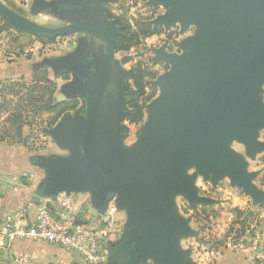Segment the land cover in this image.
Returning a JSON list of instances; mask_svg holds the SVG:
<instances>
[{
	"label": "water",
	"instance_id": "obj_1",
	"mask_svg": "<svg viewBox=\"0 0 264 264\" xmlns=\"http://www.w3.org/2000/svg\"><path fill=\"white\" fill-rule=\"evenodd\" d=\"M88 1L98 4L94 9L99 16L85 17L92 6H78L81 0H57L62 4L59 14L69 22L55 27L38 24L0 3V19L8 29L48 39L87 33L101 37L105 45L92 71L78 54L41 63L57 74L70 72L74 77L57 100L77 94L85 97L84 115L66 114L48 131L74 155L69 161L38 157L37 164L47 174L41 194L89 191L101 211L108 198L115 197L116 206L128 214V228L118 248L131 250L133 264L147 259L155 264H197L189 256L190 249L179 246L180 238L197 232L189 219L177 213L173 199L179 194L192 206L212 203L199 195L197 173L213 187L227 177L253 202L264 203V192L254 183L258 172L248 171L243 155L230 146L234 138L251 159L264 150V142L258 139L264 129L259 87L264 80V0H149L150 5L170 6L151 21L153 27L179 23L183 31L196 23L197 30L180 43L186 50L182 55L156 50V58L171 69L158 78L161 96L147 105L146 121L127 147L121 143L126 128L119 118L127 114L120 108L124 105L119 103L121 92L117 90V98L112 92L108 104L104 101L113 69L129 57L115 58L118 26L105 15L103 1ZM128 75L117 74L116 80ZM191 166L196 173L187 174ZM38 202L39 196H32L31 203Z\"/></svg>",
	"mask_w": 264,
	"mask_h": 264
},
{
	"label": "crops",
	"instance_id": "obj_2",
	"mask_svg": "<svg viewBox=\"0 0 264 264\" xmlns=\"http://www.w3.org/2000/svg\"><path fill=\"white\" fill-rule=\"evenodd\" d=\"M97 2L100 3L101 1L97 0ZM0 3L38 24L55 27V25H49L41 21V19L53 16L57 0H0ZM78 6H92L89 14L95 11L99 12V10L94 9L98 4L94 6L88 0H86V3ZM107 13H105L106 16H108ZM89 14L85 17H93ZM0 28V32L12 30L16 36L26 35L16 32L14 29H8L1 19ZM73 35H80V40L84 36L83 39H88L89 41L92 37H95L97 41L104 43L103 39L96 35L87 33H73ZM74 40L75 38H71L69 41ZM80 46L77 49L76 45L70 46L72 50L70 53L64 51L67 48L64 46L60 50H56L58 53L42 58L23 56L20 53L14 54L10 50L5 52L3 47L0 48V104L3 102L2 94L7 84L21 81L28 85L32 82L35 71L44 70L46 71L47 78L53 84V103L73 105L71 109L63 112L52 127L66 114L72 117L75 115H84V96L77 94L74 96H64L62 100L56 99V96L61 93L62 88L73 82L74 77L72 73L57 74L51 67L41 65L47 58L78 54L83 61L89 64L90 71H92L93 64L97 60L92 56L90 57L91 52L88 51L89 49L87 50V46ZM85 48L86 50H84ZM11 97L12 99L15 98L13 95H7L6 99L11 100ZM9 108L11 107L7 105L5 111L2 113L4 115L1 114L0 116V264H93L88 263L73 251L38 237L7 239L4 235L3 224L8 217H13L16 213H22L24 218L22 223L30 225L35 220L36 210L40 204L46 203L51 209L56 210L61 206L62 201L71 206L78 224L83 226L88 225L96 230L101 244V262L99 264H133L130 256L131 250L127 249L125 252H120L118 248L128 228V214L126 209L118 208L115 204V197H109L104 209L101 211L93 204V199L89 191H71L69 193L62 191L55 195L43 196L41 194V188L47 174L44 168L37 164L38 157L46 156L69 161L72 159L74 153L69 148L63 147L55 142L50 136L53 142L50 141L47 149L41 151L37 147H33L27 139L28 126L26 124L22 125L19 133H16L15 127L6 121L8 113L11 111ZM262 135L264 136V129ZM135 138L134 141H136ZM263 157L264 150L256 153L250 164H247V170L250 172H258L254 178V183L264 192ZM34 195L39 196V202L37 204L31 203V198ZM244 195L238 204L240 208H244L245 205L248 206L253 202L251 198ZM253 203L257 209V218L255 221L257 226L256 231L260 235V245L264 250V203ZM228 213H226L228 215L225 220L221 218L223 220V227H220L218 224L211 232L218 239L215 247L206 249L200 247L197 249L195 246L197 236H188L179 239L180 248L182 250L190 249L189 256L197 264H264L263 262L255 260L248 249L232 250L227 246L229 236H226L224 239L222 238V234L227 224L232 220L231 213ZM181 217L187 218L189 216L184 213ZM253 219L255 220V218ZM191 220L190 218L188 221L189 226L194 229L192 225L194 222ZM222 220H219V222ZM252 234V232H247L244 237L249 241L252 238ZM141 264L155 263L152 259H147Z\"/></svg>",
	"mask_w": 264,
	"mask_h": 264
},
{
	"label": "rangeland",
	"instance_id": "obj_3",
	"mask_svg": "<svg viewBox=\"0 0 264 264\" xmlns=\"http://www.w3.org/2000/svg\"><path fill=\"white\" fill-rule=\"evenodd\" d=\"M102 1L103 2H101L100 4H102L103 6L104 13L110 12V14L114 17L120 16V19H122L124 23L130 24L133 27L136 21H146L151 25V28L154 31L153 34L142 37L138 45L130 48L128 51L122 53V55H115V58L118 60L124 56H128L129 59L125 63L121 64L118 68L113 69L112 79L109 83L107 94L105 95L104 103L108 104V102L112 100V98L110 97L112 92L115 93V96L117 98V90H119V92L120 90L124 92L131 90L133 92L132 95L119 93V103L124 104L123 107L120 108L121 110L127 112L129 110V104L132 100L135 99V94L137 92V90L133 88L131 84V68L137 66V64L140 63V67L146 73L143 78V82L145 83V92L146 94H153L148 102L144 104V116L142 120L136 123H130L127 120L128 113L124 117L119 118L120 125L126 128L125 136L122 138L121 143L123 142V145L127 147L131 146L132 142L134 141L135 135L137 136L139 134V130L142 128L143 124L146 121L147 105L161 96L162 90L160 86L156 84L158 78L168 73L171 69L169 63L163 61L162 59L156 58V50L162 49L166 53L182 55L186 50H184L180 46V43L183 40L194 36L197 30V24L191 23L183 31L181 30L179 23L171 25L168 28H165L163 25H159L155 28L153 27L151 21L158 16L164 15L169 10L170 6H163L162 4L150 5L149 0ZM61 5L62 4H57L55 8L53 7L55 9L53 16L47 17L46 19H41V21L55 26H62L67 24L69 21L59 14ZM89 15L97 17L100 15V12L95 11ZM114 17H109V19L115 21ZM79 36L80 35L70 34L65 37H57L55 39H52L51 42H40L33 36H16V34L12 30H8L0 32V48L3 47L5 49V52L7 50H10L14 54L20 53L23 56L27 55L29 57L36 56L37 58H42L44 56H52L53 54L58 53V51L56 50H60L61 47L63 48L64 46H66L67 48L64 51L70 53L72 51L70 46L76 45L77 49L81 45L85 47L87 46V50L89 49L88 51L91 52L90 57L92 56L96 58L98 62H100L105 49L104 43H100L95 39V37H92L90 42L88 39H83L84 36L82 35V39L80 40ZM71 38H75V40L69 41L71 40ZM84 50H86V48ZM124 72L129 73L128 78H125L121 82L120 80H116L117 74H122ZM118 78L119 77H117V79ZM259 87L262 90L261 98L264 102V80L260 82ZM15 99L16 98L12 99L11 97L12 101H15ZM9 106L12 108V104H10ZM23 106L26 110V112L24 113L28 116L27 121L30 122L29 125H27V139L33 147L35 146L37 147V149L43 151L48 148L50 141L53 142L48 135V131L52 127L49 124L51 122V118L53 117V113L41 111L37 112L36 108L39 106V104H27V106L26 104H23ZM11 108L9 109L12 112ZM262 132L263 129L259 130V140L264 142V136L262 135ZM230 146L235 152L243 155L244 159L248 162V164H250L252 159L245 154V147L243 144L237 142L233 138ZM194 172L196 173L195 166H191L187 170V174H192ZM195 186L198 189L199 195L213 200L211 204H198L192 206L182 195L179 194L174 195L173 199L175 204L177 205V213L181 216L186 213L189 216L187 217V219L191 218V221L194 222L192 223V225L197 232V237L195 240V246L197 247V249L200 247L206 249L214 247L217 244L218 239L211 232L212 230H214V228L217 227L218 224L220 227H223V220H225L226 216L229 214L228 212L231 213L232 220L227 224L225 231L222 234V238L224 239L226 238V236H230L231 233H235L234 230L231 232L230 230L232 229V226L235 228L238 227L237 225H235L236 221L246 219V221L248 220V223L246 224L248 227H250V224L255 223L257 218V209L255 207L256 205L251 201L252 203L248 206L245 205L244 208L238 207L240 199L244 195V193L242 192L241 188L231 186L227 177H224L223 179L218 181L217 186L213 187L210 183V180H204L203 176L197 173ZM235 207L239 208V210L242 212L240 216L236 215L233 212V208ZM202 208H206L208 211H210V215L207 219L204 218L206 214L202 211ZM247 212H252V214L250 216H247ZM221 218H223V220ZM253 218H255V220ZM219 220L222 221L219 222ZM197 221L199 222V224H196Z\"/></svg>",
	"mask_w": 264,
	"mask_h": 264
},
{
	"label": "trees",
	"instance_id": "obj_4",
	"mask_svg": "<svg viewBox=\"0 0 264 264\" xmlns=\"http://www.w3.org/2000/svg\"><path fill=\"white\" fill-rule=\"evenodd\" d=\"M107 17H114L109 12L107 13ZM115 24L118 27V32L115 35V55L128 51L130 48L138 45L141 41V38L144 36H148L154 33L151 28V25L146 21H136L134 27L130 24H126L120 19V16H115ZM36 40L40 42H51L52 39L48 38H37ZM131 68L130 80L132 87L137 90L136 97L129 104V110L127 114V120L130 123H136L142 120L144 114V104L148 102L153 93L146 94L145 92V83L143 82V78L146 73L139 65ZM7 95H13L16 99L12 101L10 99H6ZM53 84L47 78L46 71L38 70L33 74L32 82L26 85L24 82L15 81L7 84L5 87V91L2 94L3 102L0 104V116L5 111L7 105L12 104V112L8 113L6 121L15 127L16 133L21 131V127L23 124L29 125L30 122L27 121L28 116L24 113L26 110L24 109L23 104H39L36 108L37 112H49L53 113V117L51 118L50 126H52L56 120L63 114L67 109H71L73 105H65V104H54L53 103ZM8 100V101H7ZM7 101V102H6ZM202 211L206 214L204 218H208L210 215V211L206 208H202ZM233 212L240 216L242 212L239 208H233ZM248 213V214H247ZM247 216H250L252 212H247ZM199 224V222L197 221ZM238 227H233L230 230L235 231L236 236L242 234V232L248 227L246 224L248 220L242 219L235 222Z\"/></svg>",
	"mask_w": 264,
	"mask_h": 264
},
{
	"label": "built area",
	"instance_id": "obj_5",
	"mask_svg": "<svg viewBox=\"0 0 264 264\" xmlns=\"http://www.w3.org/2000/svg\"><path fill=\"white\" fill-rule=\"evenodd\" d=\"M23 220V214L16 213L4 221L3 231L7 239L38 237L79 254L88 263L101 262V244L96 230L78 224L68 203L62 201L56 210L42 203L36 210L32 224H23ZM256 227V223L250 224L239 236L231 233L227 246L232 250L248 249L255 260L264 263V250L260 245V235ZM247 232L253 233L249 241L244 237Z\"/></svg>",
	"mask_w": 264,
	"mask_h": 264
},
{
	"label": "flooded vegetation",
	"instance_id": "obj_6",
	"mask_svg": "<svg viewBox=\"0 0 264 264\" xmlns=\"http://www.w3.org/2000/svg\"><path fill=\"white\" fill-rule=\"evenodd\" d=\"M84 4V3H86V0H81V3L80 4ZM88 70H90V68H88ZM86 77V76H85ZM85 77H83V79H85ZM121 82V81H120ZM120 92H121V94H124L125 92L124 91H121L120 90ZM127 113H128V111H127Z\"/></svg>",
	"mask_w": 264,
	"mask_h": 264
}]
</instances>
